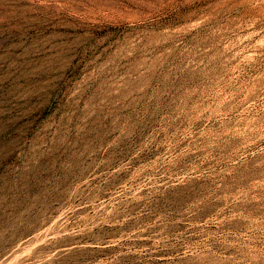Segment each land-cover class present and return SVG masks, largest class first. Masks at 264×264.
<instances>
[{
    "label": "rangeland",
    "instance_id": "1",
    "mask_svg": "<svg viewBox=\"0 0 264 264\" xmlns=\"http://www.w3.org/2000/svg\"><path fill=\"white\" fill-rule=\"evenodd\" d=\"M0 264H264V0H0Z\"/></svg>",
    "mask_w": 264,
    "mask_h": 264
}]
</instances>
